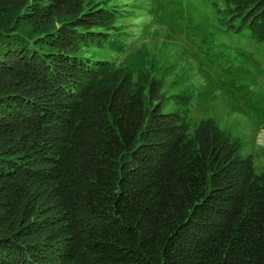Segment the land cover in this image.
<instances>
[{
  "label": "trees",
  "instance_id": "16d2710c",
  "mask_svg": "<svg viewBox=\"0 0 264 264\" xmlns=\"http://www.w3.org/2000/svg\"><path fill=\"white\" fill-rule=\"evenodd\" d=\"M242 41L264 54V0H0V264H264V171L191 118L220 91L264 128Z\"/></svg>",
  "mask_w": 264,
  "mask_h": 264
},
{
  "label": "rangeland",
  "instance_id": "374dc122",
  "mask_svg": "<svg viewBox=\"0 0 264 264\" xmlns=\"http://www.w3.org/2000/svg\"><path fill=\"white\" fill-rule=\"evenodd\" d=\"M163 26V27H162ZM157 27L151 26V30L157 27L156 35H146L142 41L145 42L151 51H159L168 56V61L179 62L188 66V76L195 83H200L203 79L195 68L197 67L198 57L196 47L188 42L183 35H171L165 29L164 25ZM139 26H130L132 33ZM142 41L136 42L135 46H139ZM249 51H253L255 58L259 61L260 72L255 74L261 85H264V54L261 55L254 51L253 41H242ZM135 48V47H134ZM191 66V69L190 67ZM241 107L246 111L249 108L240 101ZM213 117L220 125L228 128L236 138L240 152L242 155H250L253 158L254 166L257 171H264V128L256 123L253 115H245L233 110L230 101L220 92L217 91L215 97L204 103H197L191 110V118L198 121L203 117Z\"/></svg>",
  "mask_w": 264,
  "mask_h": 264
}]
</instances>
